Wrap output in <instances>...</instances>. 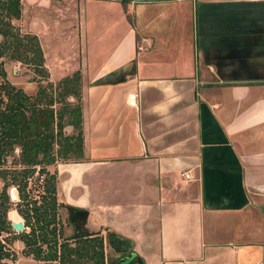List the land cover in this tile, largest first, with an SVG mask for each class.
Here are the masks:
<instances>
[{"label":"crops","instance_id":"obj_1","mask_svg":"<svg viewBox=\"0 0 264 264\" xmlns=\"http://www.w3.org/2000/svg\"><path fill=\"white\" fill-rule=\"evenodd\" d=\"M20 1L48 79L81 74L82 156L46 168L106 264L107 231L128 264H264V0Z\"/></svg>","mask_w":264,"mask_h":264},{"label":"trees","instance_id":"obj_2","mask_svg":"<svg viewBox=\"0 0 264 264\" xmlns=\"http://www.w3.org/2000/svg\"><path fill=\"white\" fill-rule=\"evenodd\" d=\"M20 15V0H0V264H15L8 247L14 238L36 264H106L102 234L66 232L71 206L57 200L56 173L46 168L55 160L82 156L81 74L76 69L49 80L37 35L20 32L12 22ZM2 56L29 65L45 83L38 82L33 93L14 85L6 77ZM31 179L40 186L35 194ZM9 186L17 190L13 208L23 224L17 232L7 217L12 205ZM105 237L113 247L129 245L113 231Z\"/></svg>","mask_w":264,"mask_h":264},{"label":"rangeland","instance_id":"obj_3","mask_svg":"<svg viewBox=\"0 0 264 264\" xmlns=\"http://www.w3.org/2000/svg\"><path fill=\"white\" fill-rule=\"evenodd\" d=\"M13 24L15 26L18 27L20 32H30L29 29H27V22H30L29 18H27L26 16H24L22 14V16L20 15L19 18L17 19H13L12 20ZM52 44H55V38L51 39ZM2 65L3 68L6 71V77L7 79L13 83L16 86L21 87L23 90H25L27 93H33L36 89L37 83L41 82V83H45V79H38V75H36L31 67L25 63L19 62L17 60L14 59H10L8 57L2 56ZM46 67V66H45ZM47 68V67H46ZM70 126H66L65 127V131L69 132L71 129ZM18 151V147H16L14 149V154H17ZM73 159V158H70ZM57 161H61L60 159H58ZM56 160L52 163L55 164ZM2 181L0 180V186H1ZM30 188H31V193L35 194L40 186H37L34 182L33 179H31L30 181ZM16 191V192H15ZM8 192L10 194V200L12 202L11 208H9L8 212H7V217L10 219V223L11 221H20L21 217L18 216L16 210L13 208L14 202L17 200V190H14L13 187L9 186L8 187ZM65 208L61 209L62 214H65L67 211ZM22 220V219H21ZM12 229L17 232L19 230H21L23 227H21L20 229H15L12 225H11ZM65 230L66 232H76V228H73L72 225L70 224H66L65 226ZM105 242L107 243L108 241L105 240ZM107 245V244H106ZM8 247L10 248V250L12 252H14L15 254V264H36L35 260L30 256V255H25L22 251V242L20 239L18 238H14L12 239L9 243H8ZM115 248H119L120 250L126 248L125 246H122L121 244H115Z\"/></svg>","mask_w":264,"mask_h":264},{"label":"flooded vegetation","instance_id":"obj_4","mask_svg":"<svg viewBox=\"0 0 264 264\" xmlns=\"http://www.w3.org/2000/svg\"><path fill=\"white\" fill-rule=\"evenodd\" d=\"M69 219H70L71 224L73 226V223H75V219H77V214L73 213L72 215H69ZM73 228H75V227L73 226ZM118 251H119L118 255L116 254L117 256L113 260H110V259L107 260V264H119L120 260H121L122 263L125 262L126 256L128 255L129 251H127L126 249H122V250L119 249ZM131 261H132V259L129 260L128 262H125V264H128Z\"/></svg>","mask_w":264,"mask_h":264},{"label":"water","instance_id":"obj_5","mask_svg":"<svg viewBox=\"0 0 264 264\" xmlns=\"http://www.w3.org/2000/svg\"><path fill=\"white\" fill-rule=\"evenodd\" d=\"M15 190V189H14ZM16 192V191H15ZM11 225L15 228V229H20L22 227V222L21 221H11ZM122 259V258H121ZM126 259H128V256H126ZM125 259V261H126ZM119 264H123L120 260Z\"/></svg>","mask_w":264,"mask_h":264},{"label":"built area","instance_id":"obj_6","mask_svg":"<svg viewBox=\"0 0 264 264\" xmlns=\"http://www.w3.org/2000/svg\"><path fill=\"white\" fill-rule=\"evenodd\" d=\"M181 173H183L185 176H188L189 174L187 173V172H185V171H183V172H181Z\"/></svg>","mask_w":264,"mask_h":264}]
</instances>
